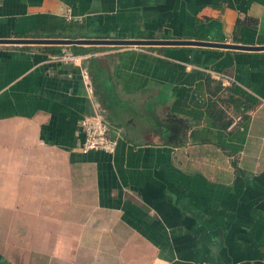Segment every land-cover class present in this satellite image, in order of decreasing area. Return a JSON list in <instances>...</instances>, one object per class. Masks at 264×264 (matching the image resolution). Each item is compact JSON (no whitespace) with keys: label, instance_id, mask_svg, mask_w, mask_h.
I'll list each match as a JSON object with an SVG mask.
<instances>
[{"label":"crops","instance_id":"0c3cea01","mask_svg":"<svg viewBox=\"0 0 264 264\" xmlns=\"http://www.w3.org/2000/svg\"><path fill=\"white\" fill-rule=\"evenodd\" d=\"M44 38L264 45V0H0V39ZM199 262L264 264V49L0 43V264Z\"/></svg>","mask_w":264,"mask_h":264},{"label":"built area","instance_id":"2783aa9c","mask_svg":"<svg viewBox=\"0 0 264 264\" xmlns=\"http://www.w3.org/2000/svg\"><path fill=\"white\" fill-rule=\"evenodd\" d=\"M81 58L82 56L80 55H72L63 51H61L60 54H56L53 56L54 60L64 62H76ZM83 77L86 78L85 73H83ZM213 78L215 80H218L222 86H228L231 83H234L233 78L222 73L213 74ZM239 119V116L235 117V121ZM80 126L83 135L82 142L80 144L81 152H87L91 150H98L105 153L114 152L117 141L114 137L109 136L107 126L98 114L84 117L81 120ZM195 264L207 263L199 262Z\"/></svg>","mask_w":264,"mask_h":264},{"label":"water","instance_id":"95a60500","mask_svg":"<svg viewBox=\"0 0 264 264\" xmlns=\"http://www.w3.org/2000/svg\"><path fill=\"white\" fill-rule=\"evenodd\" d=\"M44 43V44H120V45H142V44H174V45H199L210 47H221L240 50H263L264 45H239L222 42H208L197 40H114V39H0V43Z\"/></svg>","mask_w":264,"mask_h":264},{"label":"trees","instance_id":"16d2710c","mask_svg":"<svg viewBox=\"0 0 264 264\" xmlns=\"http://www.w3.org/2000/svg\"><path fill=\"white\" fill-rule=\"evenodd\" d=\"M240 25V21L235 22V29L238 28ZM204 86L207 93V105H206V112L213 118L214 120H217L221 116H223V108L222 105H230L235 107V110H237V107H242V110L240 111V118H244V107L245 103L241 101V99L232 97L231 95H228L225 99L217 98L216 92L221 89L219 83L212 79L210 76L206 75L204 78ZM217 100V101H216ZM219 101V104L217 103ZM243 105V106H242ZM228 123V121H227Z\"/></svg>","mask_w":264,"mask_h":264}]
</instances>
